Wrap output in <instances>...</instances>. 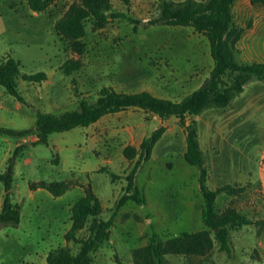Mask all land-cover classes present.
<instances>
[{"label": "rangeland", "instance_id": "obj_1", "mask_svg": "<svg viewBox=\"0 0 264 264\" xmlns=\"http://www.w3.org/2000/svg\"><path fill=\"white\" fill-rule=\"evenodd\" d=\"M110 1V20L103 29H96L91 19L85 21L87 34L79 40L81 51L56 29L57 22L81 0H46L47 9L41 13L33 12L27 0H0V60L16 59L21 63L22 74L48 75V80L40 84L18 80L19 91L27 102L19 104V111L18 100L0 85L1 97L14 115L6 118L7 127L33 128L37 112L60 115L79 109L81 101L95 103L105 86L119 92H136L155 88L157 78L162 87L172 68L184 59H195L199 72L212 67L208 42L202 35L190 28L150 24L159 18L162 0ZM246 7L234 8L235 21L243 19L242 11H250ZM259 118V132L249 133L238 143L234 140L232 145L227 135L231 129H221L224 141L215 140L217 148L213 150L220 156L215 161H226L232 167L238 150L246 154V163L255 175L260 171L261 159L260 175L264 178V116ZM151 120V115L140 110L109 116L116 132L106 140L99 156L89 154V144L79 129L53 134L48 145L28 143L16 161L13 198L24 208L26 225L31 223L34 227L24 226L17 233L16 243L12 241L15 232L3 230L0 264H40L44 252L66 245L63 230L72 217L66 205L87 191L100 200L99 218L112 221L107 239L91 253V264H138L136 251L154 237L167 241L185 233L210 230L205 223L207 202L201 190L200 170L184 159V131L178 121L170 123V132L150 161H139V157L129 160L124 155L128 145H137L150 133ZM4 139L14 143L21 140L0 136V158L9 147ZM211 142L206 132L209 164L214 155ZM15 147L13 144L10 156ZM106 156L110 162H106ZM63 180L74 187L61 204L44 194L31 200L30 183ZM208 181L209 174L205 184L210 190L226 184ZM232 185L238 189L241 186L244 192L235 196L220 193L215 201L216 211L224 214L236 210L252 224L229 231L228 250H221L215 240L214 248L206 255L169 254L163 257V264H264V179ZM33 213L36 221H32ZM90 225L91 219L80 238L89 236ZM210 232L213 239L214 233ZM68 246L73 254L80 250V245L73 242Z\"/></svg>", "mask_w": 264, "mask_h": 264}, {"label": "trees", "instance_id": "obj_2", "mask_svg": "<svg viewBox=\"0 0 264 264\" xmlns=\"http://www.w3.org/2000/svg\"><path fill=\"white\" fill-rule=\"evenodd\" d=\"M33 12L41 13L47 9L46 0H27ZM237 0H186L173 2L162 0L159 18L151 25L163 24L167 26L192 27L206 36L211 47V54L215 62L209 78L197 91L185 97L180 102L160 99L149 92L123 93L112 87H104L100 91L95 103L81 101L79 109L66 111L60 115L37 112L33 128L18 130L0 126V136L17 137L20 139L36 135L37 140L31 145L49 144V137L53 133L70 131L77 127H89L103 116L129 109H141L155 114L163 120L171 117L179 119L187 135L185 160L200 170L201 190L205 196L207 207L205 223L210 230L196 233H185L182 236L162 241L157 237L151 239L145 247L138 249L135 257L138 264H163V257L169 254L185 256H203L211 252L215 240L221 250H228L229 231L251 225L245 216L236 210H228L224 214L216 211L215 201L220 193L235 196L244 189L233 185H226L216 190L206 186L208 171L205 167V157L200 148L198 126L195 120L187 123L188 117H195L209 108H226L232 100L243 92L244 86L254 80L264 81V63L239 64L236 59V44L241 39L244 29L238 28L233 22V7ZM253 4H263L264 0H252ZM112 10L110 0H81L80 5H73L68 15L57 22L59 34L66 36L79 46V40L86 34L85 21L92 20L96 29H103L110 20ZM80 52V51H79ZM40 84L48 80L44 72L36 74H22L21 63L12 57L0 60V85L8 94L15 97L21 104H27L19 91L18 80ZM165 132L161 126L151 136L143 141L139 149L127 147L125 156L129 160L139 157V161H148L156 143ZM27 144L18 145L8 159L6 168L0 173V184L4 187L3 203L0 209V231L5 227L18 228L21 222V206L14 201L13 186L15 181V165L18 157L24 152ZM57 162V159H55ZM30 189H44L54 197H61L74 187L73 183L63 181L30 183ZM102 211L100 200L91 191L79 198L71 208L72 227L66 233V246H59L47 255V264H91L92 256L99 245L107 239L112 221L99 218ZM89 236L80 238L79 234L87 228ZM80 245L77 254H73L70 243Z\"/></svg>", "mask_w": 264, "mask_h": 264}, {"label": "crops", "instance_id": "obj_3", "mask_svg": "<svg viewBox=\"0 0 264 264\" xmlns=\"http://www.w3.org/2000/svg\"><path fill=\"white\" fill-rule=\"evenodd\" d=\"M169 1L179 3V2L186 1V0H169ZM197 1H207V0H197ZM245 5L247 6L246 8L249 9L250 11H248V13L242 11L243 19H241L240 22L235 21V17L233 13L234 25L238 28L244 29V33L241 39L236 44L237 54L235 55V59L239 64H252L255 62L264 63V10L257 11L256 9L257 7L264 8V5L263 4H253L252 0H237L234 4L233 10L235 7L236 8L240 6L245 7ZM246 15L248 17L244 18V16ZM243 20H248V22L245 23ZM163 26H167V25H163ZM169 27H182V28H190L194 30V28L192 27H183V26H169ZM200 35H202L208 42V46H209L208 54L212 61V67H209L207 70L199 72L196 67L195 59H192V60L184 59L182 62L177 63V65L172 68L171 72L169 73L170 77L167 75L168 80L167 82H165L164 86L162 87L158 86V84L160 85V81L159 79L156 78L155 83L157 85H155V88L143 89V90L136 91V92H123V93L149 92L153 96L160 98V99H166V100H170L173 102H180L188 95L199 90L204 85L206 80L209 78L215 66V62L211 54V47H210L209 40L203 34H200ZM105 87H111V86H105ZM113 89L117 91L115 88ZM19 104L20 102L18 103L16 107L17 111H19L20 109ZM129 110H140L146 113L147 115H151L152 116V120H151L152 127H151L150 133L147 136L143 137L137 145L135 146L128 145L127 147H134L136 149H139L143 141L147 139L149 136H151V134L155 130H157L161 126L165 127L164 134L162 135L161 139L156 143V145L154 146L152 150L151 157L148 160L150 161L151 159L154 158L156 149L162 143V141L164 140V137H166V135L170 132V128H169L170 123L176 120V122L177 121L179 122V126L182 132L184 131L183 155H185L186 148H187V139H186L187 135H186L185 129L181 126L178 118L171 117L167 120H163L158 115L147 113L141 109L135 108V109H129ZM129 110L121 111L118 113L107 114L103 116L100 120H98L97 122L90 125L89 127H77L72 130L79 129L80 134L84 136L82 137V139L85 138V141L89 144V151H90L89 154L99 156L98 155L99 150H105L104 143H106V140L111 139L112 135L115 134L116 132V126L114 123H111L109 121V116L117 115L123 112H127ZM45 113H51V112H45ZM13 116H14L13 112L8 109L6 103L4 102L0 94V120H1L0 126L7 127V125L5 124L7 121L6 118L13 117ZM262 116H264V81L254 80L248 83L246 86H244L243 92L240 93L235 99H233L231 104L228 107L209 108L205 110L203 113L195 117L187 118V123H190L191 120H195L197 122L199 144L204 154L205 167L209 174L208 182H210V179H212L215 181L226 183V184L221 183L219 186V188H221L223 186L232 185L234 183H238L242 185L245 183H254L257 180L264 179V178H261V175H260L261 169H263L262 168L263 163L261 162V159L258 161V164H259L258 169L260 171H258V174L255 175L253 171L250 169L249 164L246 163V158H245L246 154L240 153L238 150H236V153L234 156L236 158L235 159L236 161L232 164V167H230L229 164H226V161H222L219 159L215 161V159L219 158L220 156L217 157L213 150L217 148L216 146L217 143H215L216 139H221L222 141H224V138H222L221 129H224L225 127H228L229 129H231V130L228 129L229 130L228 133L230 134H227V135H229L228 142H231L229 143V145H232L233 144L232 141L234 140L236 141V143H238L239 141H242V139L246 138L249 133L259 132L260 123H258L259 122L258 119H260L259 117H262ZM227 117H230V118L227 119ZM66 132H69V131H66ZM206 132L210 135V138L212 139L211 144L214 145V147L212 146V149H211L212 155L214 154L212 164H209L206 160L205 153L206 152L208 153V150L206 149V143H205V133ZM53 134H51L50 136L52 137ZM87 134H89V136ZM36 140H37L36 135L28 136L27 138H23L19 141H16V143L11 142L8 139H4V142H6V144L9 147H7L8 149L5 152H3V156L0 158V173L5 170L8 159L11 157L9 153L11 152V148L13 144L17 147L18 145L23 144V143L32 144V142H35ZM49 143H51L50 139H49ZM106 158H107L106 162H110V158L108 156H106ZM56 159H57V163L59 164L60 163L59 158H56ZM16 167L17 166L15 165V170H16ZM96 169L97 168L93 170H96ZM226 181H232V183H229ZM38 182H41V181H38ZM38 182H34V183H38ZM63 182L71 183L67 180H63ZM75 186L77 185L75 184ZM13 189H14V186H13ZM71 192L72 191L69 190L66 194H64L61 197H54L48 191L40 188L37 190L30 189L29 196L31 197V200H34L37 197V194H44V197H46L47 199L54 200L55 202H58L57 204L59 203L61 204V201H63L65 197L68 196ZM3 196L4 194L0 195V209L3 203ZM17 203L19 205L21 204L20 202H17ZM74 203L75 202H69L66 205L67 209H71ZM21 209H22L21 210V222H20L19 227L18 228L5 227L0 231V234H1L3 230L7 228L8 231L15 232V235L12 238L13 243H16L19 240V237H17L18 236L17 233H20L23 230L24 226H27L29 228L34 227V224H31V223L26 225L25 218H24V208L21 207ZM36 219L37 217L33 213L32 221H36ZM71 227H72V220H70V222L66 224L64 227V230H63L64 238H65L66 233L71 229ZM51 250H53V248L44 252L43 255L40 256V264L47 263V255Z\"/></svg>", "mask_w": 264, "mask_h": 264}]
</instances>
